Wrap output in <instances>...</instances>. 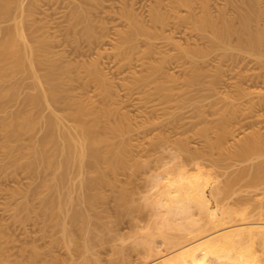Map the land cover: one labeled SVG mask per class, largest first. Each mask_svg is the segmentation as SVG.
Returning a JSON list of instances; mask_svg holds the SVG:
<instances>
[{
    "label": "rangeland",
    "instance_id": "374dc122",
    "mask_svg": "<svg viewBox=\"0 0 264 264\" xmlns=\"http://www.w3.org/2000/svg\"><path fill=\"white\" fill-rule=\"evenodd\" d=\"M258 1L264 11V0ZM19 2L0 0V42L7 40L14 47L23 49L25 55L26 49L21 45L22 41H26L37 49V56L40 58L45 56L44 50L48 46V55L67 69L64 75L69 83L64 96L70 97L73 103H80L86 109L85 120L88 123L97 119L95 131L107 138L100 146L107 151L109 158L106 161H115L114 155L118 153L123 163L112 168L110 162H101L100 169L107 182L99 187L88 188L86 181L97 173V168L88 165L78 168L74 147L69 148V160L67 166L63 167L61 149H68L66 137L63 139L60 135V124L46 129L44 117L49 115L51 107L43 101L27 109V122L30 118L33 123L25 122V130L20 137L10 141L15 148L13 153L18 155L16 166L5 155L3 143L6 142V137L0 127V250L5 255L0 254L5 262L15 258L22 259L27 253H31L33 247L39 249L41 246L42 253L45 248L46 251L50 250L49 256H44L46 258H51L55 253L53 257L57 255L59 260L66 257V262L74 259L76 264L78 260H85L84 257L97 255L107 264L114 252L113 247L116 246L115 249L120 247L128 254V262L125 264H147L174 251L179 246L178 242L182 243L187 238L190 241L191 236H202L218 229L219 227L211 228V225H206L204 231H198L200 235L197 231H194L196 234L186 235L187 231L177 229L176 225L183 221V217L158 207V187L154 183L156 177L168 172L181 158L185 159L187 151L184 146L188 151L203 150L208 143V135L214 143L210 150L212 156L199 155L195 160L183 162L188 169H192L195 161L200 162L204 172L210 173V181L214 186H223L224 181L236 175L240 168L264 159V153H253L243 161L237 160L239 158L232 159L230 154L231 149H235L239 142L256 130H259L264 140V47L255 53L233 48H226L227 52L220 48L216 51L209 50L206 54H195L193 62H190L189 58L182 56L179 47L203 46L204 43L193 37L188 39L183 31L173 27L168 26L155 38H148L149 40L138 34L131 40L127 39L126 43L122 41V33L128 32L127 29L132 26L128 19L130 16L126 18L122 15L123 10L131 13V19L138 25H149V9L157 6V0ZM209 2L215 13L216 6L223 5L225 0ZM77 10L82 11V15H76ZM185 12L181 11L182 14ZM16 21H24L25 24L17 27ZM86 27H91L92 36L85 33ZM236 42L234 38L231 44ZM222 50L226 52L225 55ZM27 54L29 53L25 56L28 57ZM163 58H166L162 62L163 68L152 72V68L158 66ZM14 60V57L8 58L9 63ZM94 64L102 71L104 84L89 70L93 69ZM35 70L42 74L45 66L40 64ZM26 71L27 66L24 64L0 81V88L8 96L3 95L0 99L1 124L14 111L23 107L24 98L38 97V87ZM240 91L241 94L238 95ZM249 100L259 101V108L249 112ZM76 104L67 109L75 110L78 106ZM56 107V112L61 113L60 106ZM250 113H254V116ZM230 115L235 117L231 118L233 122L235 120L234 123L229 120ZM260 117L263 119L261 122L258 121ZM65 121V131L73 138L77 149L85 148L86 137L73 128L74 121L71 118L64 119ZM114 123L122 126L119 132L108 129ZM221 127H226V131ZM203 128L206 135L201 136L199 130ZM219 130L227 132L223 143L221 138V142H218L219 138L215 136ZM40 140H46L47 143L45 153L47 150L46 156L49 157H46V163L38 161L34 169L24 168L28 160L34 158L31 146ZM213 157H223V161L218 159L220 162H216ZM49 159L52 160L49 162ZM248 175L239 180L243 186L238 183L232 186L230 197L222 198L221 194V198L217 196L216 203L219 207L229 209L228 212H238H232V223L241 221V211H245L249 219L264 220V178L261 179L263 184L258 181L260 184L253 183L251 186L250 182L247 185ZM60 176L64 178V182L60 183L62 187L49 186ZM46 181L49 183L45 184ZM94 190L100 191L104 197L97 201L94 209H87V212L92 220L102 223L101 230L106 232L108 240L104 246H96L91 252L85 251L81 256L75 253L73 244H70L71 247L64 245L66 242L60 236L56 214L59 213L60 219L66 220L68 228L78 231L82 223L72 224L70 215L83 206L82 196ZM122 194L124 196L121 200ZM47 198L51 202L46 205ZM26 205L29 206L28 209ZM157 210L165 214L160 215ZM51 212L52 215L56 213L55 217ZM162 215L166 217H161ZM199 215L194 208L192 217L199 221ZM165 218L169 225L174 226L166 228L160 222ZM158 220L165 227V232L160 230L164 235L158 231L162 229L160 224L158 228L154 226ZM200 222L204 225V220L201 219L193 228L202 225ZM169 225L167 222V226ZM58 238L59 245L55 243ZM252 245L255 252H258L257 255L262 257L260 264H264V241L261 237H255ZM20 251L24 253L23 257Z\"/></svg>",
    "mask_w": 264,
    "mask_h": 264
},
{
    "label": "bare ground",
    "instance_id": "6f19581e",
    "mask_svg": "<svg viewBox=\"0 0 264 264\" xmlns=\"http://www.w3.org/2000/svg\"><path fill=\"white\" fill-rule=\"evenodd\" d=\"M20 2L19 4L20 6H22L21 5L22 3ZM157 2L158 4L156 7L154 6L149 9L150 10L149 25L148 24L138 25L133 21V19H131V13L127 12V10L125 11L123 10V14L121 12V14L124 17L126 16V18L130 16V18L128 17L129 22L131 20L130 25L132 23V26L129 27V29H127V31L128 30L129 31L123 32L125 34L122 33L123 36L122 41L124 43L128 41L127 39L131 40L132 38L135 37V35L138 34L144 35L145 38L147 39L148 38L150 39L152 37L155 38L157 34L161 33L160 31L164 30L169 26L171 28L173 27V29L175 28L183 31L184 34L187 35L188 39L189 37L191 38L193 37L195 39H200L203 41L204 43L203 46L190 45L187 47H182V46L179 47L182 56L189 58L190 62H193L192 58L195 54H199V53H200L199 55H201V53L206 54V52H208L209 50L216 51V49L225 50L226 48L227 49L233 48L240 51L245 50L255 53L258 50L260 51L261 48L264 47V13H263L264 11H262L261 4H259L258 0H225L223 5H217L219 7L216 6L217 12L215 13H213V10L210 8L209 0H167V1L157 0ZM182 10H185L186 12L182 14L181 13ZM76 15L78 16L82 15V11L77 10ZM15 24L17 27H23L25 23L24 21H16ZM86 28L87 29L85 30L86 31L85 33L87 35H90L91 27H86ZM234 38L237 42L235 44H231V41ZM11 45L12 44H10V42H8L7 40H3L0 42V81L4 80L7 76L11 75L14 69L26 64L27 66L26 73L33 77L34 82L38 87L39 93H38V97L27 96L26 98H24L25 102L22 104L23 107L14 111L15 113L11 115L9 119H4L2 124L0 123V127H2L1 128L2 130H4V134L6 137V142L3 143V146L5 147V153H6L5 155H7V158L14 163V166L17 165L18 155L13 153L15 148L11 145L10 141L12 138L18 139L21 133L25 130L24 125H26L25 122H27V118L29 117V116L27 117V113L29 112V111L27 112V109L29 110L30 106H35L40 101H43L46 103L48 107H51V112L49 113V115H46L44 117L46 129L48 130L50 128H53V125L55 126V124H60L61 127L60 135L63 136V139H65L64 137H66L68 149L65 148L61 149L62 151L61 153H63V159H62L63 167H65V165L68 163L69 160V155H70L69 148L74 147L73 149L76 151L77 154L75 158L76 160L75 163L78 168H82L84 167V165L93 166L94 169L95 167L97 168V173L93 177H91L88 181H86V186L88 188H94V187H99L102 184L106 183L107 179L104 176V172H102L103 170L101 171L100 169L101 168L100 164L102 165L101 162L106 161L107 151L103 150L100 146L104 141L107 140V138L102 135H99L98 132L95 131V125L97 123V119L88 123L85 120L86 117L85 115L87 113L86 109L82 105H80V103L79 105L78 103L77 104L73 103L70 97L68 98V96L67 97L64 96V92L67 88L66 86L69 83V82L67 83V80L65 79V75H64V73L67 70L66 67H64L62 64L58 63L57 61H54L48 55L49 52L48 46L45 47L44 50V52L46 53L45 56L43 58H40L37 56L38 55L37 49L34 48L31 44L27 43L26 41H22L21 46H23V48L26 49V53H29L27 54L28 57L25 56L26 55L25 51H24L25 55L23 54L22 52L23 49L20 50L19 48H17V46L14 47L13 45L12 46ZM224 50H222L223 55H225L227 52L226 50H225L226 52H223ZM9 57L15 58L13 63L8 62ZM165 59L163 58V60L160 61V64L158 66L153 67L152 72L162 69L163 68L162 62ZM26 60L27 62H25ZM40 64H43L45 66V71L42 74L38 73L35 70V68ZM94 65H95L94 67L91 66L93 67V69L90 67L91 69L89 70H91L93 75L99 81H101V83L104 84L105 79L102 76L103 75L102 71L99 70L100 68L98 69V67H96L97 66L96 64ZM6 94H4L3 88H0V99L3 97V95L5 97H8ZM240 94L241 91L238 95ZM9 99H11V96ZM55 104L56 106H60L62 110L61 113L56 112L55 110L56 106L54 107ZM73 104L78 105L77 108L75 110H68L69 108L67 109V107H70V105ZM259 104H260L259 101L249 100V104H248L249 112H253L254 110H256L257 105L260 106ZM76 105H74V107H76ZM105 111H107V109H105ZM253 114L254 113L252 114L250 113L251 116H254ZM68 118H71L74 121L73 128L78 130L86 137L87 145L85 148L78 147L79 149H77V145L74 142L73 138L70 135H68L69 133L65 131L64 127L65 125L67 126V124L66 121L64 122V119L66 120ZM228 118L229 120L231 118L235 119V117H231V115ZM262 120L263 119H261V117L258 118V121L261 122ZM32 121L29 118V122H27V124L28 123L32 124L33 123ZM240 121L242 120L240 119ZM236 123H238V121H236ZM222 127L220 129L226 131L225 129L226 127L225 128ZM108 129L112 132H119L122 129V126L118 123H114V124H110L108 126ZM200 130H199L200 135L201 134L204 135L206 132L204 128ZM219 131L221 134L219 133ZM219 131L216 133L215 136L216 138H219L217 139L218 142L219 141L221 142L222 139L221 143H223L225 141L224 138H226L225 136L227 135L226 134L227 132L223 133L221 130ZM258 131L259 130L252 132L250 136L244 138L241 142H239L238 145H236L235 149L234 148L231 149L232 151L230 154L233 156L232 159L239 158L237 160L240 161L253 153H264L263 136ZM217 134L220 137H218ZM208 136H207L208 139L205 138L206 140H208L207 141L208 146L207 144H205L207 148L204 146L206 148V150L205 148L203 149L204 151L203 150L188 151V148L184 146L183 147L184 150L187 151V153H185L184 155L185 159L181 158L179 162L175 163L172 167L169 168L168 172L161 175L158 174L159 177H156L154 183L156 185L154 186L158 187L157 189L158 207L161 208V210H164L165 212L178 214V217L180 215V218L182 216L183 221L177 224L176 228L187 231L186 233L188 234L185 233L186 235L194 233V231H197V233L200 235V233L205 230L204 227L206 225H211V228L213 227H219V228L218 229L215 228L216 229L215 231L211 233L207 232L208 234L202 236H198L194 238L191 236V239L193 238V240L190 239V241L187 240L188 239L187 237H185L187 238L186 241L181 240L182 243L178 242L179 241L178 240L176 241V243L178 242L179 246L176 249L174 248V251H172L166 256L156 259L154 262L147 264H260L261 262L262 257L260 258V255L259 254H258L259 256L257 255L258 252L257 251H256L257 253L255 252L254 248L252 247L253 246L252 243H254L255 237L256 238L261 237V239L264 241V220L249 219L246 216L247 213L245 211H241L239 213V215H241V221L237 223L236 222L232 223L230 222L231 218L233 219V217L231 216H234V214L238 212H235L236 210L234 211L232 210L233 213L235 212L234 214L231 212V210L228 212L227 210L229 209H225L223 208V206L219 207L218 204L216 203V200H217V196L220 197L219 194H221L222 198L230 197V195H232L231 190H233V187L236 185V183L241 184L240 183L241 181L239 182V180H243V178L246 177V174L250 175V177H248L247 185H249V182L251 183L250 184L251 186L254 185L255 183L256 185L260 184L259 182H262L264 178V159L260 160L255 164L253 163V165L251 166L248 165L247 167V165H245L246 167L244 166L243 168H240L239 170H237L236 175H233L232 177L224 181L223 186L221 187L214 186L213 184H211L210 181V176H211L210 173L204 172L200 162L195 161L192 169H188L185 163L183 162L188 160L189 161L195 160L199 155H206V154L210 155L211 153L210 150L212 149L211 147L213 146L214 143L212 142L213 140L209 139ZM45 143L46 140H40V142L35 143L33 144V146H31L32 147L31 151L34 154V158H32L30 161L28 160L26 166L22 165L24 168L27 167L29 170L34 169L38 161H45L46 159H48L46 158L49 157L46 156V153L48 151L46 150L45 153ZM182 146L183 144H181V147ZM211 156L212 155H210V157ZM114 157L116 159L115 161L109 160L110 163L108 161L106 162H108L112 168H117L119 165L123 163V160L118 153H116ZM225 157L224 159H226ZM212 159L216 162L218 161V159L220 160L222 159L223 161V157L222 158L218 157V159H216V157H213ZM51 160L52 159H49V162ZM220 160L218 162H220ZM48 164L49 163H47V165ZM63 179L64 178L60 176L58 180L49 184V186L50 185L61 186L60 183L63 181ZM48 183L49 182L47 181L45 182V184ZM241 185H239V187ZM244 185H246L245 182ZM123 196L124 195L122 194L121 200L123 199ZM82 197H83L82 201L84 203L83 206L75 209L70 215V221L72 224L73 223L78 224V222L81 221L80 223H82V226L78 231L75 230L72 231L70 228H68V226L66 225L67 224L66 220H64L63 218L60 219L59 213L57 214L54 213V215H52L53 214L52 212L50 213L53 217H55L56 214L57 217L56 224L58 227H60V231H61L60 236H62V239L63 240L65 239L64 242H66L64 243V245L66 246V244H68L69 246L70 244H73L72 246L75 247V253L81 256L84 255L85 251H90L91 249H94L96 246H104V244L108 240L106 232L101 230L102 223L99 221L92 220L90 214L87 212V209H94L97 201L103 198L104 195L100 191L94 190L93 192L86 193ZM49 202H51V200H48V198L45 199L46 205L49 204ZM26 206L28 209L29 206L28 205ZM194 208L198 210L200 214L199 216H201L200 220L201 219L204 220V225L203 223L200 222L199 224L202 225H198L195 228H193V226L197 225L200 220L198 221L197 219H194L192 217ZM43 209L45 208H42V210ZM158 213L163 214L164 212L162 213V211H158ZM161 217H166V216L162 215ZM158 222L157 225H155L156 223L155 222L154 226L158 228L160 224V227H162V229H158L159 232L160 230L164 231L163 230L165 229V227H163L164 225H166V228L170 227L171 225V224L169 225V221H167L166 218L164 219V221H160L163 222L164 225ZM167 222L169 226H167ZM229 222L231 224H229ZM171 226L173 227L174 225ZM164 232H160V234L164 235ZM113 234L112 236H114ZM58 240L59 238L55 240V243L56 242L58 243ZM52 241L54 240L52 239ZM52 243L55 246L54 242ZM114 247H113L114 252L112 251L113 254L108 258L107 264L127 263L128 254L124 252L122 248L117 247L119 249L117 248L115 249ZM40 248L38 249L37 247H33L30 254L28 253L26 254L25 251L26 255L24 257H23L24 253L20 251L22 253L20 254L22 255L23 258L16 259L14 257L15 259H13V261L7 260L9 262H5V259L1 257L0 254V264H74L76 261V260L74 261V259H71L69 260V262L68 261L66 262V260L64 261L66 257L63 260H59L58 259L59 256L56 255L57 257L56 256L53 257L54 256L53 254L55 253L52 254L53 256L51 255V258H49L48 256L50 254L49 253L50 250L46 251L45 248L44 249L45 252L43 251L42 253ZM0 251H2V249ZM52 251L53 250H51V252ZM0 253H3L5 255L4 251ZM21 255L18 254V256ZM46 255H48L47 258L44 257ZM96 256L95 257L92 256L93 258L84 257L83 259L85 260L83 261L78 260L76 264H105L104 262H102L101 258ZM41 257H44L43 260H41Z\"/></svg>",
    "mask_w": 264,
    "mask_h": 264
}]
</instances>
